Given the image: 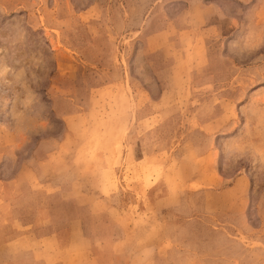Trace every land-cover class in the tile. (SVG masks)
Returning a JSON list of instances; mask_svg holds the SVG:
<instances>
[{"label": "rangeland", "instance_id": "1", "mask_svg": "<svg viewBox=\"0 0 264 264\" xmlns=\"http://www.w3.org/2000/svg\"><path fill=\"white\" fill-rule=\"evenodd\" d=\"M0 264H264V0H0Z\"/></svg>", "mask_w": 264, "mask_h": 264}]
</instances>
